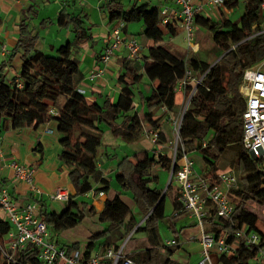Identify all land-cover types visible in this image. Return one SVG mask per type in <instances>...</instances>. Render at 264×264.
<instances>
[{
	"label": "trees",
	"instance_id": "16d2710c",
	"mask_svg": "<svg viewBox=\"0 0 264 264\" xmlns=\"http://www.w3.org/2000/svg\"><path fill=\"white\" fill-rule=\"evenodd\" d=\"M243 4V13L236 21L227 18L213 21L195 15V25L209 32L211 42L219 52L213 62L207 63L196 56L181 60L163 46L164 38L174 37L176 30L170 23L163 24V17L156 7L134 3L124 8L120 0H106L101 9H104L108 21L122 24L123 29L126 25L141 23L142 36L151 41L152 46L139 62L121 59L122 72L117 80L120 87L117 100L112 104L105 101L101 106L97 103L88 104L77 89L76 76L79 70L77 62L72 58L70 44L56 50L63 67H52L45 54L35 46L38 35L33 33V29H29L31 18L23 19L19 25L16 47L9 60L0 65V135L7 129H36L41 124L54 122L57 132L62 136L59 140L62 147L59 158L75 166L69 172L75 190L74 197L83 196L92 190L95 195L107 193L110 189L109 180L102 176L96 158L101 145L100 126H105L113 136L121 137L128 144L137 142L146 133L154 132L157 133L156 145L163 146L166 141L162 133L158 132L160 120L162 117H177L183 111V106L177 104L176 88L184 80L186 73L190 72L192 81L182 90L184 98L188 99L179 131L183 149L187 154L196 152L207 167L205 174L213 178L217 175L219 161L230 152L232 159L229 168L237 176L236 187L229 192L234 208L230 218L216 219L214 210L210 209L204 217L205 229L216 237L226 231L227 240L230 241L235 230L244 225L248 230L256 231L264 237V232L257 225V215L249 211L246 205L249 200L264 205V168L242 146V114L245 103L239 91L244 70L264 59V18L259 11L261 0H243ZM237 6L238 1L225 4L227 10ZM83 20H87V16L61 14L58 24L70 28L74 41L81 42L90 38V29L84 26ZM16 54L22 55L21 67L18 75L8 80L3 71ZM56 61L54 60L55 65ZM142 75L156 85L144 98L147 111L140 118L132 104L134 85L141 80ZM127 79L131 83H126ZM162 106L165 112L161 117L154 118L152 110ZM176 156L178 161L179 146ZM153 166H160L170 173L171 156L162 152L159 156L143 152L136 156L135 163L122 159L118 165L119 171L113 178L121 190L131 193L132 200L142 211L148 213L151 210L145 218L144 226L137 229L156 237L157 224L164 217L165 196L171 189V183L160 200L162 190L151 187L156 182V177L150 175ZM176 171L175 164L174 174ZM96 184L98 188L94 189ZM116 199L104 200L98 215L105 222V228L88 237L84 257L90 256L95 246L109 248L110 235L120 227L123 228L124 235H128L134 228V218H128L127 221L124 218L130 211L122 203L115 204ZM32 200L40 204L37 215L45 220L53 237L62 230L75 227L86 216L84 208H81V204L87 205L86 201L79 205L70 196L66 207L59 213L48 210L45 200H35L33 197ZM172 206L173 217L185 213L181 211L183 208L178 195L172 200ZM9 227L6 220L0 219V244L4 242ZM102 238L103 241H99ZM61 247L67 252L75 249L82 252L77 242ZM111 248L117 250L118 246ZM166 250L167 253L173 252L172 248ZM139 255L140 259L137 260ZM257 255L258 246L247 247L240 240L236 252L229 256L220 255L218 264H256ZM123 256L139 264L159 263L156 246L147 247L131 256ZM0 264H39L38 253L28 244L14 254L12 262L7 261L0 253ZM165 264L177 263L166 260Z\"/></svg>",
	"mask_w": 264,
	"mask_h": 264
},
{
	"label": "crops",
	"instance_id": "0c3cea01",
	"mask_svg": "<svg viewBox=\"0 0 264 264\" xmlns=\"http://www.w3.org/2000/svg\"><path fill=\"white\" fill-rule=\"evenodd\" d=\"M105 2L106 0H0V65L5 64L9 60L12 50L17 45L20 22L25 18H31L29 29H33V33H37L38 35V41L35 45L37 49L41 51L44 49L52 54L56 53V50L60 46L70 44L72 58L77 62L79 70V74L76 76V87L84 95L86 102L88 104L97 103L100 106L105 101L111 104L114 103L120 91L117 81L122 72L120 70V62L121 59L127 58L128 53L126 49L119 50L115 53L107 67L103 66L99 61L103 49H105L109 42L112 30L118 25L116 22H109L104 9H101ZM120 2L124 8H128L134 3H146L150 7H156L160 12L166 10L167 23H170L175 28L176 34L174 37H165L166 40L163 46L181 60H187L192 56L197 57L200 49L203 47V42L206 40L208 42L211 41V36L206 29L197 28L195 40L198 50L192 52L188 49L183 40L184 35L180 21L175 16L176 7L171 0H120ZM191 3L197 8L196 15L210 18L213 21L224 18L229 19L228 15L234 11V9L227 10L225 7L211 8L210 0H191ZM91 13H94L97 18H93L94 16ZM61 14L64 16L66 14L81 17L87 16V20L83 21L85 23L84 26L90 29V38L81 42H75L74 36L70 31L71 29L58 24ZM121 31V38L124 42H127L131 37L136 38L140 46V58L144 57L147 54V50L152 46V43L142 36L143 25L141 23H137L136 25L129 24L124 29L122 28ZM212 51L210 53L213 55L214 51ZM178 53L180 55L183 54L184 57H179ZM50 60L56 61L57 56L51 55ZM21 63L22 55L16 54L3 71L5 78L10 80L17 76ZM98 73H100V76L94 82L89 81V75ZM125 81L126 83H131L128 79ZM155 85L156 83L150 82L144 75L134 85V91L138 93L139 102L133 100L132 105L140 118L147 111L146 105L143 102L144 98L148 96L150 90ZM176 98L177 104L182 106L183 93L178 91ZM152 113L155 116L154 118H159L163 115L160 108L152 110ZM162 123V121L159 123L158 132L162 133L166 144L159 146L160 148L151 146L148 133L143 135L137 142L128 144L121 137L113 136L105 126L101 125V145L96 155L97 167L102 176L109 180V186L113 190L109 189L107 193H102L101 196H99L100 193L95 195L92 190L80 197H74L75 190L69 178V172L75 166L63 162L59 158L62 150L59 140L62 136L57 132L54 122L41 124L36 129L32 127L19 130L7 129L0 135V148L3 153L0 158V189H5L11 200H14L18 204L33 202L39 208L40 204L32 200L29 185L23 181L16 180L13 171L8 167L9 161H15L33 171V184L40 191L38 197L34 199L45 200L48 210L59 213L66 207L67 200H50L49 198V195L59 188L65 190L79 205L82 201H86L87 205L81 204V208H84L86 216L78 225L62 230L55 237H53V233L51 232V237L58 247L77 242L82 251H84L88 237L93 233L101 232L105 228V222L100 220L101 217L98 215V212L103 208L104 200L117 198L115 204L117 202L122 203L130 211L125 215V221L128 218H134L136 224L128 235H124L122 227L112 233L109 240L110 247L114 245H117L118 248L123 246V254L131 256L147 247L156 246L159 254L158 264H165L166 260L177 264H195L201 257L200 228L196 224L194 217L190 216L189 213L185 212L180 213L176 217L172 216L174 211L172 200L178 195L176 183L174 181L171 182L169 178L171 189L167 196H165V198L169 197V204L166 211L164 202V217L162 219H165L166 227L170 234V237L166 239H175L178 241V245L167 247L164 245L166 239L162 240L160 237L159 223L157 224L156 237L150 236L151 234L145 230L137 229L139 226H144L145 218H147L151 210L148 213H145L144 210L142 211L132 200L131 193L121 190L113 182V176L119 171L118 165L122 159L135 163L138 154L147 152L152 155L155 148H158V150L162 149V154L170 156L167 150H169L168 145L171 140L166 132L170 128L167 127L168 129H165L166 126ZM145 130L148 131V128L145 127ZM153 170L170 174L160 168V166H153L150 169V175L156 177V182H158V178L156 175H153ZM194 171L196 174H203L206 173L207 167L202 163L201 171L195 168ZM173 184L174 186L172 187ZM151 187L159 189L155 184ZM96 188H98L97 184L94 189ZM165 191L162 190L161 197L162 195L164 197ZM161 197L160 200L163 199ZM0 219L8 222L6 214L2 209H0ZM9 225L11 227L10 223ZM138 233L140 235L136 238ZM103 239L99 241H103ZM166 248H172L173 252L167 253ZM102 250V247L95 246L91 251V255ZM139 259L140 255L137 256V260ZM100 263L109 264V260L103 258Z\"/></svg>",
	"mask_w": 264,
	"mask_h": 264
},
{
	"label": "built area",
	"instance_id": "2783aa9c",
	"mask_svg": "<svg viewBox=\"0 0 264 264\" xmlns=\"http://www.w3.org/2000/svg\"><path fill=\"white\" fill-rule=\"evenodd\" d=\"M239 0H210L211 8H222L228 2ZM176 7L175 16L180 21L184 42L192 52L198 50L196 44L195 8L191 0H171ZM259 11L264 18V0H261ZM163 23H167L166 10L160 12ZM122 25L112 30L109 42L99 57L103 66H108L111 59L121 49L127 50V58L131 61L139 60L140 46L134 37L127 42L122 41ZM5 53V51H4ZM7 53V52H6ZM98 74L89 75L88 79L94 82ZM191 73L187 72L176 92H182L183 87L191 82ZM20 87V84L17 83ZM240 94L245 103L242 114V146L248 155L260 162L264 168V59L257 65L244 70L240 85ZM192 96V94H191ZM188 102V100H187ZM186 102V104H187ZM162 112L165 108L160 107ZM183 111L177 117H168L166 120L171 124L174 141L169 143L171 153L170 181L173 180L177 185V193L182 210L189 213L196 220L200 228L199 242L201 246V257L195 264H218L220 255L229 256L236 252L238 241H243L245 246H258L256 261L264 264V237L258 232L248 230L244 225L238 227L234 232L232 240H227L226 231H222L218 237L206 231L204 217L209 210H214L216 219H229L233 212V203L229 198L230 190L237 184V176L233 171L218 173L215 178L209 174H196L194 163L184 151L179 140V131L182 121ZM150 142L156 146L157 133H149ZM180 147V157L177 159V148ZM204 147V145H202ZM153 154L159 156L161 151L154 149ZM3 155L0 148V158ZM177 171L174 174V166ZM8 167L13 171L15 179L25 182L30 187V194L33 198L38 197L40 191L33 184V171L23 164L9 161ZM102 193L99 194L101 196ZM65 190L59 188L49 195L50 200H68ZM0 209H2L11 224L5 240L0 244V253L7 261H14V254L23 250L26 245H32L38 253L39 264H101L105 258L109 264H139L129 257H124L122 248L117 250L109 247L101 252L84 257L83 251L72 250L67 252L65 248L58 247L52 239V233L45 220L37 215L38 207L36 203L25 202L18 204L11 200L5 189H0ZM164 245L174 247L178 245L175 239H166Z\"/></svg>",
	"mask_w": 264,
	"mask_h": 264
},
{
	"label": "rangeland",
	"instance_id": "374dc122",
	"mask_svg": "<svg viewBox=\"0 0 264 264\" xmlns=\"http://www.w3.org/2000/svg\"><path fill=\"white\" fill-rule=\"evenodd\" d=\"M243 10H244L243 0H239L238 6L236 8H234V11L231 14L228 15L229 19L231 21L238 20L241 17V15L243 13ZM91 15L94 16L93 18H97V17H95L94 13H91ZM136 24L137 23H134V24H131V25H136ZM165 24H167V23H165ZM263 24H264V19H263ZM119 25H122V24H119ZM119 25H117V26H119ZM133 27H136V26H133ZM122 28H123V25H122ZM137 36H139V35H137ZM165 40L166 39L164 38V42H165ZM42 50H43L42 52L45 54V56L47 57L50 65L52 67H54V68H62L63 67L62 61L56 55V53H52L51 54V52H49V51H46L44 49H42ZM212 50L213 51L215 50L212 42L211 41L208 42L206 40V41L203 42V47H202V49H200V53L197 55V57L200 60H202V61H205L207 63H209V62L211 63L219 55V52L217 50H215L214 51V54L212 55L210 53ZM183 51L185 52V49L184 48H183ZM49 55L50 56L51 55L52 56L53 55L54 56H57L56 65H55L54 61H51L50 60V56ZM177 55L179 57H184L183 54L180 55L178 53ZM133 100L135 102H139V100H138V93L136 91H134V98H133ZM187 100L188 99L184 98L183 99V102L181 101L183 108L186 105ZM173 117H175V116H173ZM161 121L163 122L162 124H164L166 126L165 129H168L167 127L170 128L166 132L168 134L169 139L171 140L170 142H173L174 141V135H173V131H172L173 129H172L171 124L164 117L161 118L160 122ZM168 124H169V126H168ZM149 141H150V137H149ZM151 146L154 147L155 145H151ZM155 147H159V146L156 145ZM168 148H169V150H167V152L170 153V156H171L172 151H171L169 145H168ZM155 149H158V148H155ZM160 151L162 152V149ZM188 156H190L191 160L193 161L194 168L196 170H198V171H201L202 162H201L200 156L196 152L189 153ZM231 159H232V154L230 152L226 153L225 156H224V158L221 161H219V163H218V171H217V174L218 173H225L227 171H231V169L229 168V162L231 161ZM153 175H156L157 178H158V182H155L156 187H158L159 189H162V190L165 191L166 187L169 184L170 174H167V173H165L163 171H155V170H153ZM113 182L115 183L114 178H113ZM173 186H174V184L172 185V187ZM110 190H113V189L110 188ZM168 202H169V197L165 198V207H166L165 210L166 211L168 209V204H169ZM246 205H247V209L249 211H251V212H253V213H255L257 215V217H258V222H257L258 223V228L261 229L264 232V205H259V204H257L256 202H254L252 200L247 201V204ZM158 223H159V227H160L159 234H160V237L162 238V240H165L167 237H170L169 230L166 227L165 219L159 220ZM139 235H140V233H138L136 235V238H138ZM256 262H257L256 264H259L258 261H256Z\"/></svg>",
	"mask_w": 264,
	"mask_h": 264
},
{
	"label": "water",
	"instance_id": "95a60500",
	"mask_svg": "<svg viewBox=\"0 0 264 264\" xmlns=\"http://www.w3.org/2000/svg\"><path fill=\"white\" fill-rule=\"evenodd\" d=\"M220 58H221V57H220ZM220 58H219V59H220ZM219 59H218V60H219ZM218 60H217V61H218ZM217 61H216V62H217ZM216 62H215V63H216ZM215 63H214V64H215ZM187 105H188V102H187V104L185 105V107H187ZM161 198H163V195H162Z\"/></svg>",
	"mask_w": 264,
	"mask_h": 264
}]
</instances>
